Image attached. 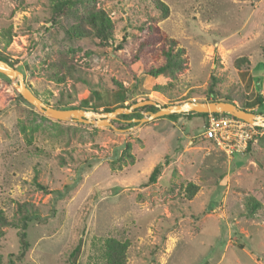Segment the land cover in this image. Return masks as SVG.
Listing matches in <instances>:
<instances>
[{"label": "rangeland", "instance_id": "rangeland-1", "mask_svg": "<svg viewBox=\"0 0 264 264\" xmlns=\"http://www.w3.org/2000/svg\"><path fill=\"white\" fill-rule=\"evenodd\" d=\"M162 1L164 18L150 0H82L52 25L49 0H0V53L53 107L208 101L212 88L264 115V0ZM89 2L113 25L105 45L64 30ZM153 23L183 49L185 69L146 73L161 61L137 49ZM58 60L71 66L62 80L46 71ZM205 121L53 119L0 73V264H105L108 238L129 240L127 264H264V129L246 127L240 149L227 152L203 136ZM17 203L38 210L22 256Z\"/></svg>", "mask_w": 264, "mask_h": 264}, {"label": "trees", "instance_id": "trees-1", "mask_svg": "<svg viewBox=\"0 0 264 264\" xmlns=\"http://www.w3.org/2000/svg\"><path fill=\"white\" fill-rule=\"evenodd\" d=\"M82 0H49L50 2V17L49 22L52 25L59 23V18L62 16H67L71 14L72 8L75 6L76 3L81 2ZM156 10L160 12L161 17H166L169 13V8L167 4L162 0H150ZM75 15V14H73ZM149 33L146 34V38L140 40L139 47L137 48L138 51H141L143 46L148 45L151 48L152 57L161 58V61L156 65H151L147 70L146 73L151 76H156L158 74H164L169 70H183L187 66V60L184 55L183 49L178 47V43L174 38L166 36L163 32L160 31L159 27L153 23L149 27ZM65 32L70 37H82V38H91L97 39L100 44H107L108 40L111 36L113 25L107 13L101 9L95 7L92 3H87L85 12L81 13L77 16V20L75 24H72L68 27L64 28ZM8 37V36H7ZM9 39H5V43H8ZM264 50V49H263ZM153 52V53H152ZM136 58L137 55L134 54ZM0 60L6 62L10 66L14 67V62L9 60L6 56L0 53ZM246 61V58H239L237 60L242 63ZM129 65V62L127 61ZM21 71V68L19 69ZM46 71H50L51 75L55 78L62 80L67 73L71 72V66H68L64 61L58 60L57 62H47L46 63ZM22 72V71H21ZM23 73V72H22ZM157 90H162L163 86H156ZM209 93L212 94V97L208 99V101L214 100H223L232 102L235 104L233 98L230 95L225 96L224 98H215L214 94L215 91L212 88L208 89ZM207 100V99H206ZM140 100H133L130 104L120 106L128 107L132 103L137 102ZM257 101L260 105L264 103V98L262 96H257ZM97 106L100 105H93V110L97 111ZM238 106V105H237ZM118 107V106H117ZM240 108L245 109V105H239ZM59 108V107H56ZM115 107H104L103 111H111ZM157 108L153 105H144L134 109L131 113L125 114L122 113L118 115L114 122H119L125 126H132L135 123L132 119L136 118L139 119L142 117L141 111H155ZM209 113H196V112H184V113H173L169 115H165L162 117H168L171 120H175L178 117H185L190 118L193 116H199L201 118H207ZM214 115L219 114H226L227 113H212ZM231 116V115H229ZM233 117V116H231ZM235 118V117H234ZM258 130H263L262 127L255 126ZM250 140L248 142L247 148H249ZM127 149V148H126ZM125 149V151H126ZM161 171V163L154 166L152 169L149 177L148 182L153 183L156 181L158 175ZM36 179V178H35ZM36 185L39 188H44L40 183L36 182ZM197 190V186L193 183H189L187 186V191L189 192L190 196ZM23 204L17 203V211L20 213V226L18 230V236L20 241V255L22 256L25 251L27 250L29 244L26 240V225L27 222L33 219L34 217H38V210L33 208L31 205L29 209L26 211L22 207ZM258 204H252V208L256 209ZM0 222L5 223V218L3 215V211L0 209ZM2 235V230L0 229V236ZM104 259L105 264H127L126 262V251L129 246V240L120 241L114 238L106 239L104 243ZM79 251V245L75 246L71 255H74L76 252ZM11 263V261H10ZM73 264V263H71Z\"/></svg>", "mask_w": 264, "mask_h": 264}, {"label": "water", "instance_id": "water-1", "mask_svg": "<svg viewBox=\"0 0 264 264\" xmlns=\"http://www.w3.org/2000/svg\"><path fill=\"white\" fill-rule=\"evenodd\" d=\"M0 73L9 77L17 79V87L19 94L29 104L34 106L39 112L45 116L53 119H74L79 121H92L97 123L108 124L112 126L111 121L116 120L118 115L125 113L129 114L134 109L144 106L153 105L157 109L155 111H149L148 117H141L139 119H132L137 123L145 122L161 116L184 113V112H196V113H227L235 118H238L253 126L264 128V115L260 113H254L249 110L240 108L236 104L223 100L214 101H198V100H186L181 103H172L168 105H161L158 102L151 99H144L132 103L130 106H118L111 111H96L92 109L83 108H56L50 106L42 101L36 94H34L24 82V74L17 68L10 66L4 61L0 60Z\"/></svg>", "mask_w": 264, "mask_h": 264}, {"label": "built area", "instance_id": "built-area-1", "mask_svg": "<svg viewBox=\"0 0 264 264\" xmlns=\"http://www.w3.org/2000/svg\"><path fill=\"white\" fill-rule=\"evenodd\" d=\"M205 122L203 136L206 139L216 141L223 148H228L226 149L227 152L240 149V141L245 134L246 127L255 128L249 123L226 114L214 115L209 113Z\"/></svg>", "mask_w": 264, "mask_h": 264}]
</instances>
